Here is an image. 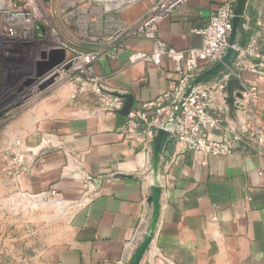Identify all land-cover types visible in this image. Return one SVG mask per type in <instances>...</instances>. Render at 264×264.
Listing matches in <instances>:
<instances>
[{
  "label": "crops",
  "instance_id": "obj_1",
  "mask_svg": "<svg viewBox=\"0 0 264 264\" xmlns=\"http://www.w3.org/2000/svg\"><path fill=\"white\" fill-rule=\"evenodd\" d=\"M231 1L185 0L160 20L158 36L176 51L198 49L200 31ZM135 5L123 11L125 19ZM243 41L224 71L231 83L212 103L220 120L209 131L214 141L232 140L248 124L264 132L260 0L248 2L236 47ZM153 46L130 38L115 59L94 66L106 95L125 102L131 96L138 108L179 86L182 78L165 56L159 65L129 62L132 52ZM222 75L201 87L216 89ZM125 124V116L102 110L96 92L58 87L0 132V264H130L154 214V142L128 133ZM27 149L36 155L26 168L12 166L10 154ZM159 173L156 233L138 264H264V148L237 141L220 157L187 151L169 137Z\"/></svg>",
  "mask_w": 264,
  "mask_h": 264
},
{
  "label": "built area",
  "instance_id": "obj_2",
  "mask_svg": "<svg viewBox=\"0 0 264 264\" xmlns=\"http://www.w3.org/2000/svg\"><path fill=\"white\" fill-rule=\"evenodd\" d=\"M133 1L138 0H0V132L58 87L96 92L101 97L104 112L120 114L125 101L105 94L103 80L96 76L94 66L115 59L128 39L143 37L153 42V50L134 51L129 55V62L159 65L165 56L182 80L174 91L156 102L132 108L125 116L128 133L141 132L154 142L158 130L166 129L169 137L183 149L220 157L232 154L237 141L255 142L259 148H264V132L255 125L248 124L244 132L232 140L220 142L209 137L211 129L220 127V120L211 112L212 103L223 98L231 79L229 73H221L216 89L201 86L194 89L186 98L180 115L173 120L177 105L192 81L225 58L237 0L219 6L200 31L201 47L187 52L170 48L158 36L160 20L185 0H152L146 17L128 22L122 13ZM62 37L63 44L60 43ZM255 43L253 40L250 53ZM58 51H64V60L40 74L58 58ZM26 56L30 57L29 66L24 63ZM52 79L54 82L42 89ZM10 155L12 166L26 168L22 155L16 152Z\"/></svg>",
  "mask_w": 264,
  "mask_h": 264
},
{
  "label": "water",
  "instance_id": "obj_3",
  "mask_svg": "<svg viewBox=\"0 0 264 264\" xmlns=\"http://www.w3.org/2000/svg\"><path fill=\"white\" fill-rule=\"evenodd\" d=\"M249 0H237L235 9H234V20H233V31L230 37V47L228 49V52L223 59L222 62L214 66L213 68L205 71L200 76H198L195 80L192 81L189 88L184 93L182 99L177 105V108L173 115V120H176V118L180 115L183 104L186 100V98L189 97V95L192 93V91L203 84L207 83L208 81L212 80L213 78L220 75L222 72L228 70L234 61L237 59V57L240 55L241 49L245 45V41H243L240 45V48L236 47V37L238 30L242 27V22L246 16V9L248 5ZM43 31L44 29L41 28ZM58 58L56 60H52L48 65H46L42 70L41 73H44L45 71L54 68L56 65L61 63L64 60L65 53L64 51H58ZM54 82V79L47 82L44 86H42V89H44L46 86L52 84ZM231 83V81H230ZM126 102L124 105V108L120 112V115L127 116L129 112L133 108V98L131 96H125ZM170 133L166 129H160L158 130L153 144V151H152V167L154 168V172H159L160 167V159L163 152L164 145L169 138ZM160 186L153 187L152 186V196L150 198V202L153 204L154 207V214L152 218V222L148 228L147 234L145 235V238L141 245L139 246L136 254L134 255L133 259L131 260L130 264H138L139 260L141 259L143 253L146 249H148L152 239L154 238V235L156 233V227L157 222L160 214Z\"/></svg>",
  "mask_w": 264,
  "mask_h": 264
},
{
  "label": "rangeland",
  "instance_id": "obj_4",
  "mask_svg": "<svg viewBox=\"0 0 264 264\" xmlns=\"http://www.w3.org/2000/svg\"><path fill=\"white\" fill-rule=\"evenodd\" d=\"M263 4H264V0H260ZM136 5H135V9H137L136 11H135V13H133L134 15H132V16H130V17H128L127 15H126V17L129 19H134V17H136V16H139V18H138V20H140L141 18H143V17H146V13H148L149 12V9H150V7H151V5H152V0H138V1H136V3H135ZM133 8V7H132ZM131 7H130V10L129 11H131V10H133ZM128 11V12H129ZM124 19H125V17H123ZM126 18V19H127ZM129 19V20H130ZM128 21V20H127ZM128 22H135V21H128ZM62 30H63V32L66 30V28L65 27H63L62 28ZM60 43L61 44H63L64 43V38L62 37V39H61V41H60ZM63 47H65V44L64 45H62ZM30 57L29 56H26V58H25V61H24V63H25V65L26 66H29V64L28 63H30V59H29ZM41 150H42V148H41ZM17 154H19V155H22L23 156V158H24V160H26V161H28V160H30L31 158H33V156H35L36 155V151H34V150H32V149H27V150H25V151H22V152H16ZM38 154H39V150H38ZM152 168V167H151ZM152 178H153V171H152ZM158 184H159V178H158ZM154 184V178H153V180H152V182H151V185H153ZM160 185V184H159ZM151 187V191H152V186H150Z\"/></svg>",
  "mask_w": 264,
  "mask_h": 264
},
{
  "label": "bare ground",
  "instance_id": "obj_5",
  "mask_svg": "<svg viewBox=\"0 0 264 264\" xmlns=\"http://www.w3.org/2000/svg\"><path fill=\"white\" fill-rule=\"evenodd\" d=\"M135 5V3H134V1H133V3L131 4V5H129L126 9H128V8H130V7H133ZM125 9V10H126ZM152 167V166H151ZM152 170H153V178H154V184L152 185L153 187H159L160 185L158 184V178H159V176H160V173L158 172V173H155L154 172V168L152 167Z\"/></svg>",
  "mask_w": 264,
  "mask_h": 264
},
{
  "label": "trees",
  "instance_id": "obj_6",
  "mask_svg": "<svg viewBox=\"0 0 264 264\" xmlns=\"http://www.w3.org/2000/svg\"><path fill=\"white\" fill-rule=\"evenodd\" d=\"M44 1H47V0H44Z\"/></svg>",
  "mask_w": 264,
  "mask_h": 264
}]
</instances>
